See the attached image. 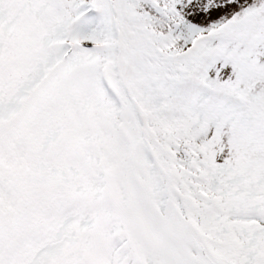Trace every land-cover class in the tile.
<instances>
[{
    "label": "snow or ice",
    "instance_id": "1",
    "mask_svg": "<svg viewBox=\"0 0 264 264\" xmlns=\"http://www.w3.org/2000/svg\"><path fill=\"white\" fill-rule=\"evenodd\" d=\"M0 264H264V0H0Z\"/></svg>",
    "mask_w": 264,
    "mask_h": 264
}]
</instances>
